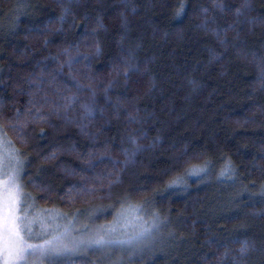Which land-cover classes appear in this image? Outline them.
I'll use <instances>...</instances> for the list:
<instances>
[{
  "label": "trees",
  "instance_id": "trees-1",
  "mask_svg": "<svg viewBox=\"0 0 264 264\" xmlns=\"http://www.w3.org/2000/svg\"><path fill=\"white\" fill-rule=\"evenodd\" d=\"M0 134L52 236L157 218L46 264H264V0H0Z\"/></svg>",
  "mask_w": 264,
  "mask_h": 264
},
{
  "label": "snow or ice",
  "instance_id": "snow-or-ice-1",
  "mask_svg": "<svg viewBox=\"0 0 264 264\" xmlns=\"http://www.w3.org/2000/svg\"><path fill=\"white\" fill-rule=\"evenodd\" d=\"M183 8L181 5V11ZM6 144L10 145V142L0 139V264H31L34 259L51 261L82 248L135 249L156 229L155 216L148 223L141 215L144 206L129 203L117 213L114 225L87 237L69 239L66 231L52 236L53 232H58L59 217L32 212L34 206L27 205L28 197L20 183L23 163L14 148L5 155ZM34 240L42 243H31ZM240 251L243 254L246 247L242 245Z\"/></svg>",
  "mask_w": 264,
  "mask_h": 264
},
{
  "label": "rangeland",
  "instance_id": "rangeland-1",
  "mask_svg": "<svg viewBox=\"0 0 264 264\" xmlns=\"http://www.w3.org/2000/svg\"><path fill=\"white\" fill-rule=\"evenodd\" d=\"M0 139H3V136H2V134H0ZM7 148L6 147H4V152H5V155L7 154ZM3 178H6V177H3ZM36 214V213H35ZM67 232V236H68V238L69 239H80V238H82V237H87V235L88 234H90V233H94V230H92V229H88L87 227H85V228H75V229H72V228H70V229H67V230H64L63 232H61V233H64V232ZM56 236V235H55ZM31 243H42V242H37L36 240H34V241H31ZM94 248H82L81 250H79V251H74V252H71V253H69V254H67V255H63V256H60V257H70V256H72V255H75V254H77L78 252H80V251H88V252H91L92 250H93ZM107 249V248H106ZM102 251H105V249H101ZM52 259H54V258H52ZM51 259V260H52ZM49 261V260H48ZM47 263V260H39V259H34L32 262H31V264H46Z\"/></svg>",
  "mask_w": 264,
  "mask_h": 264
}]
</instances>
